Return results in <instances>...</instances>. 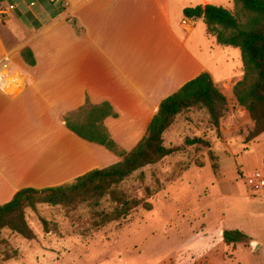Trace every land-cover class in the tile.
<instances>
[{
  "label": "crops",
  "instance_id": "obj_1",
  "mask_svg": "<svg viewBox=\"0 0 264 264\" xmlns=\"http://www.w3.org/2000/svg\"><path fill=\"white\" fill-rule=\"evenodd\" d=\"M206 5L214 0L3 2L0 205L22 189L69 184L121 160L68 128L81 108L109 104L116 116L104 126L118 152L134 149L161 102L209 72L194 52L201 50L197 25L203 40L212 36L203 19L184 16L186 8ZM24 51L32 53L33 65ZM243 77L214 83L231 91Z\"/></svg>",
  "mask_w": 264,
  "mask_h": 264
},
{
  "label": "rangeland",
  "instance_id": "obj_2",
  "mask_svg": "<svg viewBox=\"0 0 264 264\" xmlns=\"http://www.w3.org/2000/svg\"><path fill=\"white\" fill-rule=\"evenodd\" d=\"M214 5L244 20L234 0ZM200 25L194 36L201 50L194 52L214 82L243 76L241 49L213 36L203 40ZM223 93L228 113L219 128L206 109L182 112L163 135L174 153L122 184L128 199L139 202L127 216L101 225L97 213L116 207L109 199L75 210L39 204L26 211L34 239L3 231L13 258L0 255V264H264V195L255 178L264 173V133L251 139L254 122L247 110L233 89ZM84 118L70 116L73 123ZM227 230H240L250 241L227 245Z\"/></svg>",
  "mask_w": 264,
  "mask_h": 264
},
{
  "label": "trees",
  "instance_id": "obj_3",
  "mask_svg": "<svg viewBox=\"0 0 264 264\" xmlns=\"http://www.w3.org/2000/svg\"><path fill=\"white\" fill-rule=\"evenodd\" d=\"M5 1L0 0V6ZM234 4L240 10L243 21L230 10L215 5L186 8L184 16L203 19L208 34L215 37L218 44L241 49L245 74L233 87V95L254 122L250 134V138L254 139L264 133V0H234ZM23 57L31 65L35 63L30 51H24ZM193 108L206 109L216 128L228 113L226 96L207 72L201 73L161 102L146 136L128 153L118 152L116 142L104 126L106 118L116 116L109 104L90 110L81 108L75 112L83 114L85 118L76 123L71 122L70 118L67 120L72 132L122 158L111 166L92 170L69 184L41 190L22 189L11 201L0 205V255L3 259L7 261L13 258L9 243L2 237L3 231L9 230L25 239H34L26 211L37 209L39 204L75 210L84 203L98 206L101 200L109 199L116 207L111 213L104 210L97 213L101 225L127 216L139 202L128 199L121 188L122 184L135 172L155 165L174 153L173 149L164 146L163 135L179 114ZM147 209H151L149 205ZM222 237L227 245L250 241V237L240 230L224 231Z\"/></svg>",
  "mask_w": 264,
  "mask_h": 264
},
{
  "label": "built area",
  "instance_id": "obj_4",
  "mask_svg": "<svg viewBox=\"0 0 264 264\" xmlns=\"http://www.w3.org/2000/svg\"><path fill=\"white\" fill-rule=\"evenodd\" d=\"M255 178L257 180V190L258 192H261V194L264 195V173H256Z\"/></svg>",
  "mask_w": 264,
  "mask_h": 264
},
{
  "label": "water",
  "instance_id": "obj_5",
  "mask_svg": "<svg viewBox=\"0 0 264 264\" xmlns=\"http://www.w3.org/2000/svg\"><path fill=\"white\" fill-rule=\"evenodd\" d=\"M255 246H256V243H255Z\"/></svg>",
  "mask_w": 264,
  "mask_h": 264
}]
</instances>
